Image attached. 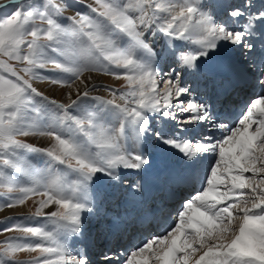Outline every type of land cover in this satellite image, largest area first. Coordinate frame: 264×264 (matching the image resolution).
<instances>
[{
  "label": "snow or ice",
  "instance_id": "snow-or-ice-1",
  "mask_svg": "<svg viewBox=\"0 0 264 264\" xmlns=\"http://www.w3.org/2000/svg\"><path fill=\"white\" fill-rule=\"evenodd\" d=\"M29 201L0 264H264V0L0 2V211Z\"/></svg>",
  "mask_w": 264,
  "mask_h": 264
},
{
  "label": "rangeland",
  "instance_id": "rangeland-1",
  "mask_svg": "<svg viewBox=\"0 0 264 264\" xmlns=\"http://www.w3.org/2000/svg\"><path fill=\"white\" fill-rule=\"evenodd\" d=\"M0 2L8 3L9 0H0ZM37 2H39V0H37ZM73 2H74V0H69V3H73ZM90 2H91V0H83V3H90ZM76 6L80 7L81 10H85V9H83L82 4L81 5H76ZM73 14L74 13H73L72 10L66 11L64 13L65 16H70V15H73ZM16 67L19 68L20 65H16ZM92 75H93L94 79H97V80L94 81V82H97V83H103V84L111 85V86H114V87H119V85L123 83V81H114L109 76H103V75H100V74H92ZM188 79L191 80V77H189ZM33 84H34V87L38 88L41 92H43L45 95L49 96L50 98L56 99L57 101L66 102V101L63 100V90H65L67 88H60L58 86H53V85H51V84H49L47 82L34 81ZM50 89L53 90V92H51ZM159 89H162V85L160 86ZM60 91H62V92H60ZM93 95L107 96V93H105L103 91H99V92L93 93ZM188 127L192 128V126H188ZM178 133H182V129L176 130V135ZM185 133L187 134L188 132H185ZM29 139L32 140L33 143H37V144H39L41 146H46L47 145V141L42 139V138H29ZM169 159H170L169 155H167V154L166 155H160L158 157L156 155V157H155V162L156 163H154L153 173L158 171L159 168L161 169V167L163 168L165 165H168L169 163H167V160H169ZM209 159H211V157H209ZM246 175L250 176L251 174L248 173ZM128 179H129V177H128ZM31 204H32V202L29 201L23 207H17L15 209H7L6 208V209L0 211V227H4L6 225V223H10L11 222V221L7 220L8 217H12V218H17L18 219L20 217L27 216L29 214V212H30ZM15 235H20V234L12 232V233H5L4 235H0V241L4 240L6 238V236H15ZM129 238H127L125 240V242L128 241ZM32 255H35V254H32ZM27 258H29V254H27V253L18 254V259L24 260V259H27ZM93 258H95V256H93Z\"/></svg>",
  "mask_w": 264,
  "mask_h": 264
},
{
  "label": "bare ground",
  "instance_id": "bare-ground-1",
  "mask_svg": "<svg viewBox=\"0 0 264 264\" xmlns=\"http://www.w3.org/2000/svg\"><path fill=\"white\" fill-rule=\"evenodd\" d=\"M191 79H192V77H191ZM95 80H97V79H94V81ZM76 86H79V82L76 84V85H74L73 87H76ZM163 87V86H162ZM158 90H160V89H158ZM50 91L51 92H53V90H51L50 89ZM69 91V89L67 88V89H65V90H63V100L65 101V93L66 92H68ZM201 91H203V90H201ZM60 92H62V91H60ZM201 99H207V96H202L201 97ZM234 111H236V112H238L237 111V109L236 110H234ZM189 126H192V125H189ZM193 127V126H192ZM207 131H210V132H212V134L215 136V137H219V135L221 134V133H227V129H223V128H221L219 131H214V130H211V129H208ZM178 138H183L182 137V135H181V133H178L177 135H176ZM183 136H187V137H189V138H192L193 137V134L191 133V132H188L187 134L184 132L183 133ZM197 139L199 138V137H196ZM161 154H159V153H157V157L158 156H160ZM164 155H166V154H164ZM169 160H167V163H169V164H171L172 162H173V158L171 157V156H169ZM157 161V160H156ZM156 163V162H155ZM156 165V164H155ZM162 168V167H161ZM160 169V168H159ZM131 178V179H130ZM129 179L130 180H134V179H136L135 177H133V176H131V175H129ZM153 181H154V176L153 175H150V176H148L147 178H146V182L149 184V186L151 187L152 186V184H153ZM113 210L114 211H116V212H119L121 215H123L124 214V212H125V209H124V207L123 206H121V207H119V208H113ZM129 211H130V209H129ZM91 228H92V230L95 232V231H97V229H96V226L93 224V225H91L90 226ZM162 229V228H161ZM162 231H163V229H162ZM161 231V232H162ZM161 232H158V233H156V234H154V235H158V234H160ZM140 236V235H139ZM149 236L148 235H146V237H144V239H143V237H141V239H140V241H138L134 246H129V244H127V246L126 247H130V248H133V247H135V246H137L138 244H140L142 241H144L145 240V238H148ZM132 239H134V237H132ZM124 250V249H123Z\"/></svg>",
  "mask_w": 264,
  "mask_h": 264
}]
</instances>
